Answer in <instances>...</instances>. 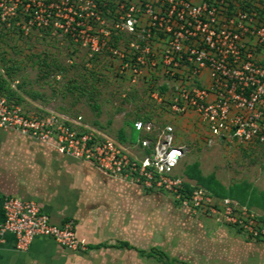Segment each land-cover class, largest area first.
<instances>
[{"label":"built area","instance_id":"built-area-1","mask_svg":"<svg viewBox=\"0 0 264 264\" xmlns=\"http://www.w3.org/2000/svg\"><path fill=\"white\" fill-rule=\"evenodd\" d=\"M0 28L26 38L48 32L82 46L89 58L108 54L132 87L146 74L178 79L177 96L167 102L161 84L151 100L174 114L194 111L213 137L264 154V17L255 7L232 0H0ZM81 119L26 110L0 91L1 129L88 161L114 178L165 191L193 214L206 211L249 238L264 239V218L256 211L218 200L204 188L185 197V180L175 174L185 147L176 144L172 125L136 121L146 137L136 157ZM3 211L0 242L11 234L19 251L38 237L73 251L85 248L73 223L54 224L34 201L9 197Z\"/></svg>","mask_w":264,"mask_h":264},{"label":"rangeland","instance_id":"rangeland-1","mask_svg":"<svg viewBox=\"0 0 264 264\" xmlns=\"http://www.w3.org/2000/svg\"><path fill=\"white\" fill-rule=\"evenodd\" d=\"M18 39L8 38L5 43L0 40V80H6L7 88L17 94L14 100H19L20 105L29 111H50L70 119L82 118L81 122L88 129L101 132L132 155L142 156L137 145L122 142L119 134L121 131L129 133L128 122L134 121L138 114L145 116L154 111L151 98L144 91L147 84L143 80L130 86L127 81L115 76L116 64L108 56V59L92 64L88 62L89 56L82 46L71 44L61 37L53 39L39 33L26 40ZM72 50L77 51L74 59ZM95 63L98 71L84 78L82 75L86 72L85 67L87 70L94 69ZM74 80L76 83H73ZM154 115V127L166 125L167 121H162L159 113ZM173 127L176 135L181 126ZM203 135L202 132L192 136L186 134L181 143L187 158L185 169L197 161L205 175L215 174L225 185L248 181L260 200V194L264 193V154L259 150L245 152L240 145L234 142L230 144L210 133L207 134L210 138L208 140ZM179 173L182 174V171ZM159 193L163 194L158 202L145 205L139 201L134 218H129L127 206L122 205V227L111 241L129 239L138 248L148 252L156 248L171 259H180L182 264H223L216 262L218 258L208 253V249L199 250L193 244V241L196 242L195 226H191L187 219H179L172 209L165 212V204L167 201L171 204L173 198L165 191ZM117 261V258L106 255L105 264H116ZM258 263L264 264V260L260 257ZM119 264H166V261L141 258L138 253L131 252L122 253Z\"/></svg>","mask_w":264,"mask_h":264},{"label":"crops","instance_id":"crops-1","mask_svg":"<svg viewBox=\"0 0 264 264\" xmlns=\"http://www.w3.org/2000/svg\"><path fill=\"white\" fill-rule=\"evenodd\" d=\"M232 2L238 7L243 4L251 5L261 10L264 17V0ZM105 8L106 5H103V10ZM163 41L157 42V48L161 47ZM202 77V85L208 84V73L203 72ZM143 81L147 84L146 87L150 88L162 84L168 99L177 96V87L180 85L178 79H162L158 73L146 74ZM161 119L167 121L166 125L181 126L175 135L176 143L180 146L186 134L192 136L196 132H202L203 138L210 139L207 135L208 129L194 111L183 114L166 111L161 115ZM240 147L245 152L255 151L241 145ZM186 159L184 152L175 169V174L180 178L184 177L185 182L187 178L183 171ZM195 162L197 161L192 164ZM180 170L182 174L179 173ZM189 182L195 185L194 181ZM159 192L161 190L148 189L129 179L109 176L88 161L63 155L52 146L35 142L16 131L0 128V225L4 221L3 204L6 198L34 201L54 224L73 223L80 241L85 246L83 250L73 251L63 248L52 239L38 237L28 250L19 251L15 237L7 234L0 242V264H105L106 255L117 258L116 264H119L120 255L131 252L138 253L141 258L150 259L140 254V251L148 252L146 249L138 248L129 239H119L115 242L111 240L119 234L122 227V205L127 206L129 218H134L137 215V203L140 201L149 205L158 202L163 194ZM172 198L171 204L169 201L165 204V212L172 209L179 219H187L191 226H195L194 237L198 244L195 241L193 244L199 250L208 249V253H213L214 257L218 258H214L217 259L216 262L260 264V257L264 260V239L249 238L239 229L218 222L206 211L193 214L189 209L181 207L173 196ZM252 210L263 214L258 207ZM120 242L128 243L131 248L120 247ZM172 259L178 260L175 264H182L180 259Z\"/></svg>","mask_w":264,"mask_h":264},{"label":"trees","instance_id":"trees-1","mask_svg":"<svg viewBox=\"0 0 264 264\" xmlns=\"http://www.w3.org/2000/svg\"><path fill=\"white\" fill-rule=\"evenodd\" d=\"M243 6H245V5L243 4ZM246 6L252 7L251 5H246ZM0 30H1L0 40L4 41V43L6 42V40L8 38L9 39L17 38V40H19L18 38H21V39L24 38L22 40H26L27 38H29V37L26 38V37L22 36V34H19L16 31H10V30L6 31L4 28H0ZM44 34L51 37V35L48 32H44ZM71 53L74 54V55H72V59H74V57L77 55V51L72 50ZM107 56L109 58L108 54H103V55L95 56L93 58H89L87 60H88V62H91L93 64L94 62H96V63L99 62L101 59H104V58L108 59V58H106ZM109 60H111V59H109ZM112 62H114V61L112 60ZM44 63L48 64L45 61H44ZM97 64L94 65V69H88L87 70L85 67L86 72H83L82 76L87 79L88 75L89 76H91L92 74L94 75L96 73V71H98L97 69H95ZM114 64H116V63L114 62ZM115 76L120 78L121 80H124L125 82L127 81L128 84L130 82V78L128 75L121 76V75L115 73ZM93 80H95V79H93ZM73 83H76V80H74ZM93 87L95 88V86H93ZM162 87L160 88L161 94L166 99V101L170 100V98L168 99L166 96V93L164 92L165 87H163V88ZM153 89L154 88H150V86H149V87H146V90H144V91H145V93H148L150 96V92ZM0 91L11 102H15L17 104H20L19 100H14L16 93L14 91H12L10 88H7V82L4 79L0 80ZM16 98H17V94H16ZM152 103L154 105V107H153L154 111L153 112H149V113L145 114V116H141L138 114L134 121L128 122V126L130 127L129 133L125 134L124 131L120 132L119 135H120L122 142H129L132 145L138 144L139 147H142V142L146 137L144 135H141L135 129L134 123L138 120H142L145 123L146 122H155V120H154L155 115L154 114L159 113L161 116V115L165 114L167 111L165 109L166 108L165 105H158V104H155L153 101H152ZM95 108L97 110L99 109L97 106H95ZM161 127H165V125H162ZM138 134L140 135V137L138 136ZM138 138H140V139L138 140ZM147 152L149 153L151 151L147 150ZM200 167H201V164L199 162H195L193 165H190L189 167H186V169H184L183 175L187 178V180L185 182V191H184L185 197H189V195L192 193V191L195 188H204L212 196H214L216 198H219V199L229 198V199L235 200L240 205L246 206L250 210H252L254 207H256V206L258 207L260 205V209L263 211V214H261V215L264 218V193L263 192L260 194L261 199L258 200V197H257V194H256L254 187L248 181H242L239 183L232 184L230 186H225L222 182H220L216 178L215 174H210V175L205 176ZM189 181H194L195 185L191 184V182H189ZM119 245H120V247L131 248V246L126 242H120ZM140 254L143 256L150 257V258H155L158 262L166 261V264H175L178 261L177 259H171L165 252L159 251L156 248L152 249L150 252L140 251Z\"/></svg>","mask_w":264,"mask_h":264}]
</instances>
